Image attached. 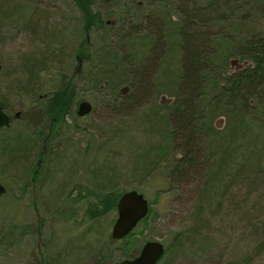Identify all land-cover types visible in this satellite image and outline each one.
<instances>
[{
	"label": "rangeland",
	"instance_id": "rangeland-1",
	"mask_svg": "<svg viewBox=\"0 0 264 264\" xmlns=\"http://www.w3.org/2000/svg\"><path fill=\"white\" fill-rule=\"evenodd\" d=\"M15 1L0 0V18L26 12L23 23L0 22V103L11 119L10 127L0 130V183L6 189L0 199V264H119L139 254L148 241L165 247L158 264H264V123L257 129L254 143L261 155L259 167L249 168L256 170L253 187L247 172H232L235 178L229 175L222 189L205 196L206 144L199 154L201 170L185 165V152L180 147L172 148L165 162L145 170L146 159L154 154L150 150L158 145L152 131L160 130L159 122L153 128L145 119L152 105L168 97L156 99L151 94L133 102L132 89L124 86L119 88L120 94L131 101L112 107L89 85L76 84L74 88V77L58 75L54 69L59 63L65 74L75 69V64L69 68L73 64L69 55L83 36L80 12L71 0ZM90 1L94 13L117 27L110 33L114 37L122 30H142L143 25L136 24L140 16L146 15L151 21L159 12H165L166 2L174 14L181 6L190 10L211 0ZM258 26L264 29V22L259 21ZM102 33L91 36L96 48L105 47L100 43L106 38ZM106 39L116 49L115 40ZM25 62L35 67V92L56 90L66 79L62 89L76 90L71 111L61 112L54 119L50 116V120L37 118V107L29 112L30 97L17 96L29 80L22 73ZM250 65L234 58L229 61V72ZM155 78L156 73L150 74V83ZM82 100L92 104V113L77 118V103ZM33 114V121L24 120ZM11 140L26 142L28 152L24 148L10 152ZM242 145L240 152L246 148ZM240 152L231 160L233 167L239 166L242 158L246 161ZM209 160L210 165L214 161L211 151ZM229 163L227 159V168ZM94 188L135 190L149 204L147 217L124 241L111 242V248L120 251H111L105 260L99 249L111 239L117 214L112 212L90 223L76 198L77 189ZM69 211L76 212L69 216Z\"/></svg>",
	"mask_w": 264,
	"mask_h": 264
},
{
	"label": "trees",
	"instance_id": "trees-1",
	"mask_svg": "<svg viewBox=\"0 0 264 264\" xmlns=\"http://www.w3.org/2000/svg\"><path fill=\"white\" fill-rule=\"evenodd\" d=\"M71 2L80 12L83 36L69 55L73 62L69 68L75 64V69L65 74L62 72L65 68L62 69L59 63L54 73L74 77V88L76 84L89 85L104 103L112 107H120L123 101V105H127L125 101H131V98L134 102V99L151 94L156 99L168 97L155 107L152 105L151 113L145 119L153 128L159 122L160 129L152 131L158 138V145L150 150L154 154L146 159L145 170L149 165L165 162L171 149H177L178 145L185 152L182 159L185 165L198 170L201 168L198 160L202 151L199 143H203L209 152L205 196L213 194L215 189H222L225 179L229 175L234 177L232 172L239 175L247 172L246 177H252L249 184L253 187L256 170L249 168L259 167L261 155L254 143L258 138L257 129L264 123V29L258 26L259 21L264 22V0H211L190 10L181 6L174 17L169 10L166 12L165 27L154 18L157 26L146 27L143 24L146 15H141L136 24L143 25L142 30L131 33L122 30L114 37L110 33L117 27L101 18L99 13H94L90 0ZM166 4L171 6L168 2ZM100 31L104 33L101 36L113 40L121 38L122 42L113 41L116 49H112V45L103 38L100 43L105 47L96 48L91 36L93 33L99 35ZM100 43L99 46L102 45ZM234 58L248 61L251 65L242 73L229 72V61ZM31 64L25 62L23 65L22 73L27 79L34 76L35 67ZM168 66L174 69L169 71ZM153 72L156 78L154 83H150L149 77ZM64 80L59 88L47 89L45 93L35 92L29 82L27 86L31 91L26 86L17 96L21 94L19 97L22 99L30 97L32 107L27 106V109L29 112L34 107L39 112L42 110L39 119L58 118L61 112L71 111L76 98V90L62 89ZM51 85L48 84L49 87ZM124 86L133 91L129 99L120 94L122 89L119 88ZM33 117L36 115L27 120L33 121ZM217 121L220 123L216 124ZM241 142L246 148L240 152L243 148ZM9 144L10 152L19 148L28 152L26 142L11 140ZM209 150L211 156L214 154L210 165ZM238 152L246 156V161L242 158L241 164L233 167L231 160ZM227 159L230 162L228 168L225 165ZM125 192L111 188L77 189L76 198L82 203L84 217L92 223L116 212L117 202ZM75 212L67 214L72 216ZM111 242L112 239H107L99 249L104 260L110 258L111 251H120V248H111ZM134 257L136 255L133 254L128 258Z\"/></svg>",
	"mask_w": 264,
	"mask_h": 264
},
{
	"label": "water",
	"instance_id": "water-1",
	"mask_svg": "<svg viewBox=\"0 0 264 264\" xmlns=\"http://www.w3.org/2000/svg\"><path fill=\"white\" fill-rule=\"evenodd\" d=\"M92 106L88 101L81 102L76 115L83 118L89 115ZM10 119L0 108V128L9 127ZM5 193L0 185V197ZM149 212L148 202L142 194L137 191H129L123 194L117 202L116 220L111 229V239L120 241L126 238L137 225L147 216ZM165 248L163 244L156 241L146 242L139 254L131 260H124L119 264H157L163 257Z\"/></svg>",
	"mask_w": 264,
	"mask_h": 264
},
{
	"label": "bare ground",
	"instance_id": "bare-ground-1",
	"mask_svg": "<svg viewBox=\"0 0 264 264\" xmlns=\"http://www.w3.org/2000/svg\"><path fill=\"white\" fill-rule=\"evenodd\" d=\"M13 1H15V0H13ZM16 2V1H15ZM18 4H20L19 2H17ZM169 10V14L170 15H172L173 17L175 16V13L174 14H172L173 12L171 11V7H166L165 8V12H163V13H161V12H159L158 14H156L155 16H154V18L158 21V22H161V24H162V26L163 27H165V21L163 22V20H164V16H165V14H166V12ZM179 12V11H178ZM25 14H26V12H15V13H12V15H14V16H11V17H5V18H0V22L1 21H3V20H5V21H9V20H13V21H15L16 23H23L22 21H23V18H24V16H25ZM100 14V13H99ZM146 18H144V22H143V24H145V26L146 27H149V28H151V27H156L157 26V24H155L156 23V21L154 20V19H151V21L150 20H148L147 18H149V17H147V16H145ZM102 18V17H101ZM117 39V40H116ZM120 40H122L121 38H115V41H116V43L118 42V41H120ZM120 42H122V41H120ZM34 71H35V69H34ZM32 79H29L28 81H27V83H29V82H31V84H30V86H32L33 87V84H32ZM28 90H30L31 91V89L28 87ZM27 118H29V116H27L26 115V117L24 118V120H26ZM34 136V135H33ZM200 144V147L203 149V147H204V144L203 143H199ZM178 147H179V145H178ZM182 146H180V148H181Z\"/></svg>",
	"mask_w": 264,
	"mask_h": 264
},
{
	"label": "flooded vegetation",
	"instance_id": "flooded-vegetation-1",
	"mask_svg": "<svg viewBox=\"0 0 264 264\" xmlns=\"http://www.w3.org/2000/svg\"><path fill=\"white\" fill-rule=\"evenodd\" d=\"M105 1V0H104ZM156 21V20H155ZM244 71V69H242V70H239V71H237L238 73H242ZM4 112L6 113V110L4 109ZM42 113V111H40V113L39 114H37V118H39L40 117V114ZM7 114V113H6ZM8 115V114H7ZM11 120V119H10ZM1 184V183H0ZM2 185V184H1ZM5 188V187H4Z\"/></svg>",
	"mask_w": 264,
	"mask_h": 264
}]
</instances>
